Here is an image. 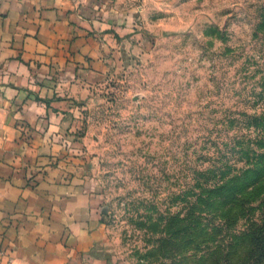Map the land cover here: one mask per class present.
<instances>
[{
	"label": "rangeland",
	"instance_id": "rangeland-1",
	"mask_svg": "<svg viewBox=\"0 0 264 264\" xmlns=\"http://www.w3.org/2000/svg\"><path fill=\"white\" fill-rule=\"evenodd\" d=\"M91 1L79 4L85 48L45 75L59 130L42 166L94 197L80 264H173L196 174L233 180L262 137L264 0ZM239 215L218 245L246 228Z\"/></svg>",
	"mask_w": 264,
	"mask_h": 264
},
{
	"label": "crops",
	"instance_id": "crops-1",
	"mask_svg": "<svg viewBox=\"0 0 264 264\" xmlns=\"http://www.w3.org/2000/svg\"><path fill=\"white\" fill-rule=\"evenodd\" d=\"M81 2L0 0V264H80L96 240L85 184L42 166L59 130L44 79L85 48Z\"/></svg>",
	"mask_w": 264,
	"mask_h": 264
},
{
	"label": "trees",
	"instance_id": "trees-1",
	"mask_svg": "<svg viewBox=\"0 0 264 264\" xmlns=\"http://www.w3.org/2000/svg\"><path fill=\"white\" fill-rule=\"evenodd\" d=\"M254 124L263 131L262 137L257 140L259 144L249 145L247 167L233 180L214 183L219 168L213 167L208 171L213 178L208 179L202 172L194 177L195 185L189 191L197 198L195 203H190L187 217L181 220L185 235L183 242L178 243V250L183 253L173 264H264V196H261L264 193V116L261 123L255 119ZM243 192L248 196L242 197ZM244 197L248 201L246 206ZM233 206L240 211L239 216H249V223L243 231L230 233L231 239L218 245L214 231L229 225ZM219 214L223 223H215ZM173 226L179 230L176 223Z\"/></svg>",
	"mask_w": 264,
	"mask_h": 264
},
{
	"label": "clouds",
	"instance_id": "clouds-1",
	"mask_svg": "<svg viewBox=\"0 0 264 264\" xmlns=\"http://www.w3.org/2000/svg\"><path fill=\"white\" fill-rule=\"evenodd\" d=\"M194 3H195V0H193V4ZM224 3H227V0H224ZM204 4L206 6L209 5L210 4V0H204ZM215 4H216V6H221V0H215ZM208 14H210V12ZM200 15H201L200 13H197V14H195V17H199Z\"/></svg>",
	"mask_w": 264,
	"mask_h": 264
}]
</instances>
